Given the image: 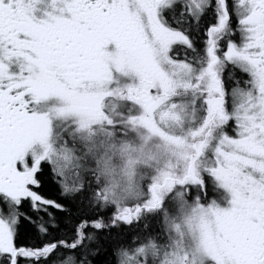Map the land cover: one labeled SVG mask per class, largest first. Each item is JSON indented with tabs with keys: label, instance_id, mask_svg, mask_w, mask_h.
<instances>
[{
	"label": "snow or ice",
	"instance_id": "6c2138e0",
	"mask_svg": "<svg viewBox=\"0 0 264 264\" xmlns=\"http://www.w3.org/2000/svg\"><path fill=\"white\" fill-rule=\"evenodd\" d=\"M0 264H264V0H0Z\"/></svg>",
	"mask_w": 264,
	"mask_h": 264
}]
</instances>
